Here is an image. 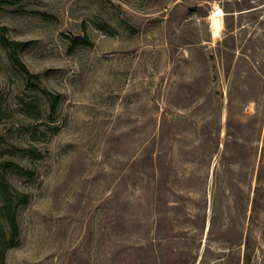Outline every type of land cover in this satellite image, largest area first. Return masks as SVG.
<instances>
[{
	"label": "rangeland",
	"instance_id": "1",
	"mask_svg": "<svg viewBox=\"0 0 264 264\" xmlns=\"http://www.w3.org/2000/svg\"><path fill=\"white\" fill-rule=\"evenodd\" d=\"M0 174V264H264V0H0Z\"/></svg>",
	"mask_w": 264,
	"mask_h": 264
},
{
	"label": "trees",
	"instance_id": "2",
	"mask_svg": "<svg viewBox=\"0 0 264 264\" xmlns=\"http://www.w3.org/2000/svg\"><path fill=\"white\" fill-rule=\"evenodd\" d=\"M8 164H4L7 166ZM0 255L3 256L5 250L14 246L18 237V223L16 219V207L27 201L26 195L13 196L8 191L4 177L0 174ZM7 229V237L3 236L2 228Z\"/></svg>",
	"mask_w": 264,
	"mask_h": 264
},
{
	"label": "bare ground",
	"instance_id": "3",
	"mask_svg": "<svg viewBox=\"0 0 264 264\" xmlns=\"http://www.w3.org/2000/svg\"><path fill=\"white\" fill-rule=\"evenodd\" d=\"M222 15H223V11L219 7H217L212 14V30L215 34L218 31V29H220L223 26L221 22Z\"/></svg>",
	"mask_w": 264,
	"mask_h": 264
}]
</instances>
